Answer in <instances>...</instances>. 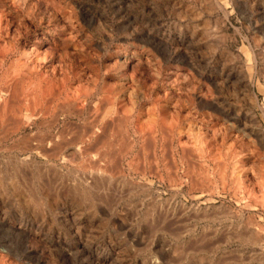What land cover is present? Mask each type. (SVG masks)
I'll use <instances>...</instances> for the list:
<instances>
[{"label":"rangeland","instance_id":"obj_1","mask_svg":"<svg viewBox=\"0 0 264 264\" xmlns=\"http://www.w3.org/2000/svg\"><path fill=\"white\" fill-rule=\"evenodd\" d=\"M48 1L30 0L31 17L4 1L17 33L7 41L17 50L3 71L38 37L49 53L63 46L58 34L68 35L81 46L72 61L89 90L75 97L76 79L64 82L33 116L24 110L16 117L10 104L0 106V255L6 264H264V245L251 237L264 227V191L246 173H264V0ZM64 12L71 14L72 31ZM124 54L128 66L120 62ZM125 78L144 94L131 101L133 121L115 128L113 119L107 132L95 103ZM202 92L209 103L199 101ZM70 96L74 111L63 106ZM28 100L20 102L31 105ZM168 104L183 116L170 125L158 116ZM150 107L160 119L141 129L137 115ZM183 120L203 129L214 122L228 137L254 142L253 157L241 159L243 187L233 184L230 165L220 177L209 162V178H203L201 160L181 143L177 123ZM10 247L15 254L7 255Z\"/></svg>","mask_w":264,"mask_h":264},{"label":"bare ground","instance_id":"obj_2","mask_svg":"<svg viewBox=\"0 0 264 264\" xmlns=\"http://www.w3.org/2000/svg\"><path fill=\"white\" fill-rule=\"evenodd\" d=\"M5 0H0V8L2 9V11L0 12V70L3 71V65L4 62H6V58L8 56V54L11 52V51H15L17 49H14V44L13 42H10V41H13V40H10V41H7V39L10 38L11 35H15L17 33H11V30L9 28V24L11 22H13L12 20H9L8 18L6 19V14L4 13V9H6V3L4 2ZM12 1V4L14 7H16L17 11H15V14L17 13L18 15L20 14V12L22 11H25L26 12V15L28 17H31L32 16V11H31V8H29L30 5V0H11ZM37 1V0H36ZM40 1V0H39ZM51 2V4H54V0H49ZM48 1V2H49ZM35 2V1H34ZM11 4V5H12ZM44 4V3H43ZM17 5V6H16ZM29 5V6H28ZM60 5V4H59ZM28 6V9H26L25 7ZM35 6V5H34ZM42 6V5H41ZM65 6V5H64ZM63 6V7H64ZM53 7H55V10L58 9L59 7L56 8L55 5H53ZM60 8L61 9H64V8ZM24 8L26 10H24ZM66 8V7H65ZM69 8V7H68ZM60 9V10H61ZM59 10V9H58ZM56 10V11H58ZM68 10V9H66ZM65 11V9H64ZM69 11V10H68ZM67 11V13H68ZM50 12V11H49ZM71 12V11H70ZM54 13V12H53ZM17 15V16H18ZM61 15V14H60ZM71 15V14H70ZM69 14H66V12H64V21H65V27L68 28V31H72V29H74V24H73V19L71 18ZM22 16V15H21ZM15 17V16H13ZM12 17V19H14ZM48 22V21H47ZM25 23V22H24ZM11 25V24H10ZM15 25V24H14ZM20 30V29H19ZM17 32V31H16ZM20 34V33H19ZM25 34V33H24ZM26 35V34H25ZM61 35V34H60ZM70 35V34H69ZM68 36V35H67ZM63 37L60 36L59 38V34L58 36L55 38V40L59 39L61 40V43L63 44V46L60 48V50H58V46L55 45V47H53L54 49H50L49 50V53L48 51H43L42 50V47L40 46L41 43H43L41 41V38L38 37V39L36 40L37 43H34L32 44L31 46H27L26 45L24 47H20L19 50H18V58L13 61V62H9V66H7V68L3 71L2 76H1V83L2 85H0V97L3 95H6L8 98H2V102L1 104L3 105H0L1 107H3L4 109H6L8 107V105L10 104L11 105V109L9 110L10 111V114L11 113V110L13 111V114H16L15 116L16 117H20L19 115L22 116L23 114V111H27V112H31L32 116L36 114V112L38 111V113H40L42 107H44V102L46 100H48L49 96L51 95H54L53 92L51 94V90H55L57 89L56 91H58L59 93L61 92L60 90H58L60 88V86H62L64 84V82H67L69 80H72V79H76L77 83H78V86L75 87L73 90L71 88H73V86H71V88L69 87V89L72 90V92H70L69 90V95L72 93V96H78L80 95V91H83V90H86V86H88L87 82L85 81V77H87L85 75V79L83 78V80L85 81V86H84V82H82L81 80V74L75 72V65L78 64H75L73 63L72 61V58H73V55L75 54H78V48L81 47V46H77L76 43L74 42L73 40V37ZM17 37V36H16ZM22 37V36H21ZM18 38V37H17ZM13 39V38H12ZM16 40V38H14ZM54 40V41H55ZM44 41V40H43ZM60 43V42H58ZM57 43V44H58ZM54 44V43H53ZM79 45V44H78ZM23 46V45H22ZM60 46V45H59ZM54 51V52H53ZM77 58V57H76ZM54 60L55 59V63H52L51 60ZM12 60V59H11ZM121 61V64L123 66H128L131 62V58H129L127 55H123L120 59ZM52 63V64H50ZM74 66V67H73ZM5 68V67H4ZM79 68V67H78ZM81 68V67H80ZM83 70L85 69L84 66L82 67ZM79 70V69H78ZM86 72V71H85ZM92 74V73H91ZM90 74V75H91ZM94 75V74H93ZM97 76V75H96ZM75 77V78H74ZM94 77V76H93ZM89 78V77H87ZM91 78V77H90ZM81 79V80H80ZM92 80V78H91ZM95 81V80H94ZM73 83L75 81H72ZM71 82V83H72ZM96 82V81H95ZM120 84L118 85L119 87V90L116 91V89H111V91L109 92H103L101 98H99V101L97 103H95L97 106V120H98V123H100L101 125H103V130L107 131L105 129L104 126H108L113 119H115V122L116 123L114 126L115 128H117V126L121 127L123 126L125 128V126H127L130 122H132L133 118H132V114H131V108L130 106H132L134 103H132L131 101H133L135 98L134 96H136L138 99L139 98H142L143 94L142 93L143 91L140 90V88L138 89H132L131 86H129V80L127 78L125 79H122L119 81ZM63 83V84H62ZM76 83V82H75ZM74 83V84H75ZM129 83V84H128ZM62 84V85H61ZM67 84V83H66ZM70 84V83H69ZM73 84V85H74ZM77 85V84H75ZM113 85V84H112ZM90 86V85H89ZM68 87V85H67ZM93 87L90 86V90L92 89ZM102 88V87H101ZM112 88V87H111ZM117 88V87H116ZM135 88V87H133ZM137 88V87H136ZM62 89V88H61ZM65 90V88H63ZM68 89V88H67ZM66 89V90H67ZM118 89V88H117ZM53 90V91H54ZM63 90V91H64ZM89 90V89H87ZM103 90H107V89H103ZM102 90V91H103ZM50 92V93H49ZM57 92V93H58ZM66 92V91H65ZM88 92V91H86ZM85 92V96H87ZM93 92V91H92ZM90 92V93H92ZM55 93V92H54ZM56 93V94H57ZM58 93V94H59ZM84 93V92H82ZM201 93V92H200ZM56 94L54 96H56ZM82 95V94H81ZM84 95V94H83ZM89 95V93H88ZM91 95V94H90ZM101 95V94H100ZM50 96V98H51ZM58 96V95H57ZM31 97V98H30ZM66 97V96H65ZM84 97V96H83ZM90 97V96H89ZM31 99L32 103L31 105H28L26 103H21L20 101L22 100H26V99ZM54 98V97H53ZM74 98V97H73ZM79 98V97H78ZM77 98V99H78ZM198 98H199V101L201 103H205L207 102L206 100V96L203 95V92L202 94H199L198 95ZM211 98V97H210ZM254 98H256V95L254 94ZM17 99V100H16ZM85 99V98H84ZM87 99V98H86ZM208 99V98H207ZM1 100V99H0ZM16 100V103H13L15 102ZM28 100V101H29ZM256 100V99H255ZM20 103H18V102ZM50 101V100H48ZM64 101V99H63ZM65 104L63 105L64 108L65 107H69L70 108V111H71V108L75 107V103H74V99L71 98V96L67 99L65 98ZM77 101V100H76ZM88 101V100H87ZM23 102V101H22ZM52 101H50L51 103ZM79 102V101H77ZM76 102V103H77ZM18 103V104H17ZM47 103V102H46ZM45 103V105H46ZM57 103V102H56ZM62 103V102H61ZM82 103V102H81ZM86 103V102H85ZM132 103V105H131ZM209 103V101L207 102ZM218 103V102H217ZM215 103L214 101L212 102V104L214 106H219V104ZM48 104V103H47ZM59 104V103H58ZM57 104V105H58ZM66 105V106H65ZM78 105V104H77ZM76 105V107H77ZM48 106V105H46ZM51 106V105H50ZM60 106V105H59ZM62 106V105H61ZM60 106V107H61ZM49 107V106H48ZM59 107V108H60ZM81 107V105L79 106ZM134 107V106H133ZM152 107V106H151ZM151 107H150V111L151 112H148L146 111V113L144 112H140L139 115H137V121H138V124L137 126H139L141 129L143 127V125H147L148 123H151L153 125H157L156 122L157 120L160 119V117L162 118V121L164 124H167V125H170V123L172 122H175L176 120L179 121L181 120L180 118L183 117L181 116V114L179 113V111H176L174 106H170L169 104L168 105H162L159 109V114L157 116V114L154 113L153 110H151ZM154 107V106H153ZM78 108V107H77ZM95 108V109H96ZM157 108V107H156ZM170 108L172 110H170ZM3 109V110H4ZM40 109V110H38ZM44 109V108H43ZM48 109V108H47ZM80 109V108H78ZM155 109V108H154ZM178 109V108H177ZM218 109V108H216ZM220 109V108H219ZM2 110V109H1ZM2 110V111H3ZM62 110V109H61ZM225 110V109H224ZM224 110L220 109L219 112L224 114ZM44 111H46V109H44ZM73 111H74V108H73ZM82 111V110H81ZM91 111V110H90ZM187 111V110H186ZM185 111V112H186ZM215 111V110H214ZM48 112V111H46ZM75 112H76V108H75ZM92 112V111H91ZM154 114H153V113ZM182 112V111H181ZM226 112V111H225ZM264 112V110H263ZM183 113V112H182ZM188 113V112H187ZM185 113V114H187ZM1 114V113H0ZM7 114V113H6ZM45 114V113H44ZM135 114V113H134ZM30 115V114H29ZM179 115L181 116L179 118ZM184 115V114H183ZM227 115V114H225ZM14 116V115H13ZM30 116V117H32ZM93 116V115H92ZM188 115H186L187 117ZM229 116V115H227ZM185 117V118H186ZM217 117V116H216ZM21 118V117H20ZM187 119V118H186ZM205 119V118H204ZM89 120V119H88ZM94 120V119H93ZM20 121V120H19ZM110 121V122H109ZM136 121V120H135ZM162 121H159V122H162ZM212 121V120H211ZM96 122V121H95ZM94 122V123H95ZM192 122V121H191ZM185 123L184 120L182 121V123L179 125L177 123V126H178V133H179V136H182V140L184 139V143L181 142L182 144H185V147L187 148H190L191 152H193V154L195 153L197 155V157L201 160V167L202 169L204 170V172H202L203 174L205 173V175L202 174V176H204L203 178H209V172H208V167H209V162H212V167L213 169H215L217 172H219L220 174V177H221V174L222 172L225 171L226 169V166L228 167V165H230V170L231 171V174H232V177L234 178V183L235 184V187H237V189H240L241 187L244 186V181L242 180V174L243 172L245 173L246 171V168L244 167L243 165V162L241 161V159L244 157L246 158L245 160L248 159V156H251L250 155V152L251 153H254L253 150H251V146H253L254 142L253 141H248V142H245V140L243 138H240V134L239 135H235L234 136H231L228 137V134L230 133H226L225 132V129L221 128V130H218L216 124H214V122H210L211 125L209 127H207L205 129V131H201V130H204L201 126L202 125H197L193 122L192 123ZM8 123V122H7ZM26 123V122H25ZM113 123V124H114ZM158 123V122H157ZM20 124V123H19ZM21 124H22V120H21ZM29 124V123H28ZM97 124V123H96ZM111 124V123H110ZM123 124V125H122ZM163 124V125H164ZM26 125V124H25ZM98 126V125H97ZM112 126V125H111ZM220 126V125H219ZM91 127V126H90ZM95 127V125H94ZM93 127V128H94ZM101 127V126H100ZM110 127V125H109ZM229 127V126H227ZM154 128V127H153ZM166 128V127H165ZM175 128V127H174ZM173 128V129H174ZM220 128V127H219ZM97 129V128H96ZM119 129V128H118ZM140 129V130H141ZM149 129V128H148ZM171 129V128H170ZM169 129V130H170ZM91 130V129H90ZM94 130V129H93ZM93 130H92V133H93ZM111 130V129H110ZM127 130V129H126ZM165 130V129H164ZM145 131V130H144ZM167 131V130H166ZM173 131V130H172ZM227 131V130H226ZM84 132V131H83ZM90 132V131H89ZM108 132V131H107ZM139 132V130H138ZM205 132V133H204ZM90 133V134H92ZM103 135H104V132L102 131L101 132ZM87 134V133H86ZM94 134V133H93ZM100 134V133H99ZM98 134V135H99ZM127 134V133H126ZM79 135V134H78ZM125 135V134H124ZM152 135H153V132H152ZM221 135V139H219L218 137ZM64 136V135H63ZM61 136V137H63ZM66 136V135H65ZM81 136V135H80ZM85 136V135H84ZM171 136V135H170ZM70 137V136H69ZM92 137V136H91ZM103 137V136H101ZM106 137V135H105ZM232 137H234V139H232ZM243 137V136H242ZM71 138V137H70ZM69 138V139H70ZM78 138V137H77ZM76 138V139H77ZM90 138V136H89ZM100 138V136H99ZM104 138V137H103ZM102 138V139H103ZM181 138V137H180ZM230 138V139H229ZM66 139V138H65ZM68 139V138H67ZM84 139V138H83ZM154 139V138H153ZM162 139V138H161ZM165 139V138H164ZM33 140V139H32ZM43 140V139H42ZM52 140V138H51ZM54 140V138H53ZM90 139H88L89 141ZM94 140V139H93ZM96 140H99L98 138H96ZM251 140V139H250ZM41 141V140H40ZM67 141V140H66ZM72 142L74 140H71ZM76 141V140H75ZM100 141V140H99ZM113 141V140H112ZM70 142V143H72ZM84 142V140H83ZM87 142V141H86ZM101 142V141H100ZM99 142V143H100ZM106 142V140H105ZM125 142V141H124ZM102 143V142H101ZM161 143V142H160ZM74 144V142H73ZM76 144V143H75ZM180 144V145H182ZM238 144V145H237ZM99 145H102V144H99ZM103 146V145H102ZM131 146V145H130ZM184 146V145H183ZM128 147V145H127ZM181 147V146H180ZM184 147V149H185ZM86 148V147H85ZM96 148V147H95ZM100 148V146H99ZM104 148V147H103ZM98 149V147H97ZM160 149V148H159ZM82 150V153L83 152V149ZM80 150V151H81ZM125 150V149H124ZM89 151V149H88ZM98 151V150H97ZM90 152V151H89ZM88 152V153H89ZM102 152V151H101ZM87 153V151H86ZM99 154V153H98ZM187 155V154H186ZM253 155V154H252ZM78 156V155H77ZM83 156V155H82ZM185 157V155H184ZM253 157V156H251ZM256 157V156H255ZM263 157V156H262ZM81 157H79L80 159ZM258 158V157H257ZM230 159V160H229ZM102 160V158H101ZM188 160V159H187ZM104 161V160H103ZM108 161V160H107ZM251 161V160H250ZM252 161L254 162V159H252ZM105 162V161H104ZM256 162V161H255ZM254 162V163H255ZM260 162V161H259ZM129 163V162H128ZM257 163V162H256ZM264 163V162H263ZM262 163V160H261V164ZM107 164V163H106ZM131 164V163H130ZM252 164V163H251ZM259 163V165H261ZM193 165V164H192ZM101 166V165H100ZM189 166V165H188ZM187 166V167H188ZM255 166V165H254ZM249 167V166H248ZM98 168V167H97ZM101 168V167H100ZM103 168V167H102ZM138 168V166H137ZM257 168V167H256ZM262 168V167H261ZM191 169V168H189ZM201 169V170H202ZM260 169V167H259ZM263 169V168H262ZM106 170V169H105ZM210 170V169H209ZM224 170V171H223ZM256 170V169H255ZM261 170V169H260ZM102 171V169H101ZM191 171V170H190ZM212 171V170H211ZM200 172V171H199ZM261 172V171H260ZM258 173V172H255L254 170H249V172H246V173H249L251 174L250 176L252 177V179H255V181L257 182L258 186L260 185L261 187V190L262 192L264 191V173ZM263 172V171H262ZM95 173V172H94ZM228 173V172H227ZM106 174V173H105ZM200 174V173H199ZM247 174V175H249ZM97 175V174H96ZM192 175V174H191ZM218 175V176H219ZM226 175V174H224ZM229 175V174H228ZM227 175V176H228ZM100 176V175H99ZM231 175H229L228 177H230ZM249 176V177H250ZM98 177V176H97ZM109 177V176H107ZM223 177V176H222ZM248 177V176H247ZM192 178V177H191ZM190 178V179H191ZM195 178V177H194ZM212 179V177H210ZM244 178V177H243ZM106 179V178H105ZM110 179V178H109ZM225 179V178H223ZM250 179V178H249ZM123 178L120 179V182L122 183L123 181ZM231 180V179H230ZM233 180V179H232ZM223 181V180H222ZM251 181V180H250ZM254 181V183H255ZM209 183L213 182V181H208ZM223 183V182H222ZM225 183V181H224ZM223 183V184H224ZM249 183V181H248ZM251 183V182H250ZM199 184V183H198ZM202 184V182H201ZM212 184V183H211ZM226 184V183H225ZM224 184V185H225ZM136 185V184H135ZM131 186H134L133 184ZM203 186V185H202ZM221 186V185H220ZM247 186V185H245ZM130 187V186H129ZM135 187H143V185H139L137 184ZM146 187V186H145ZM131 188V187H130ZM212 188V187H211ZM223 188V187H222ZM246 188V187H245ZM134 189V188H132ZM138 189V188H137ZM202 191H204L203 188H200ZM141 190V188L139 189ZM209 192L211 193L212 192V189H211V192L210 190H205L204 192ZM260 191V190H259ZM248 194V193H247ZM147 195V194H146ZM262 197V195H261ZM264 198V197H263ZM38 201V200H37ZM262 201V200H261ZM260 201V202H261ZM264 201V200H263ZM262 204V203H260ZM264 205V202L262 204V206ZM263 208V207H262ZM151 210V209H150ZM156 210V209H155ZM199 210V209H198ZM256 222V221H255ZM248 223V222H247ZM251 224V222H250ZM121 226L123 228H126L128 227L123 221L121 223ZM249 227V226H248ZM255 227V226H254ZM247 228V227H246ZM257 228V227H256ZM263 229L264 227H259L258 230H255L254 229V232L252 233L251 232V237L253 239L254 242H258L260 246H263L264 245V232H263ZM253 230V229H251ZM129 231H131L129 229ZM246 236V235H245ZM136 237H138V242L137 243H142L143 242V239L141 237H139L138 235H136ZM1 240V239H0ZM5 242V241H4ZM10 246V245H9ZM25 249V248H24ZM23 249V250H24ZM264 249V248H263ZM17 250V248H16ZM16 250H14L13 248H9V252L7 255H10V254H15L16 253ZM10 253V254H9ZM6 255V257H7ZM4 256V255H2ZM0 255V264H6V261L4 259V257H2ZM14 256V255H13ZM12 256V257H13ZM4 259V260H3ZM13 259V258H12ZM7 264H11V262H7ZM13 264H19L17 262H14Z\"/></svg>","mask_w":264,"mask_h":264}]
</instances>
